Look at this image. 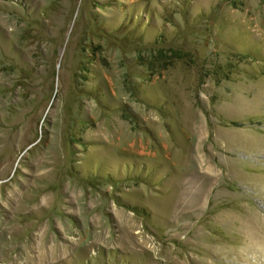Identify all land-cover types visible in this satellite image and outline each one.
<instances>
[{"label":"rangeland","instance_id":"obj_1","mask_svg":"<svg viewBox=\"0 0 264 264\" xmlns=\"http://www.w3.org/2000/svg\"><path fill=\"white\" fill-rule=\"evenodd\" d=\"M0 264H264V0H0Z\"/></svg>","mask_w":264,"mask_h":264}]
</instances>
